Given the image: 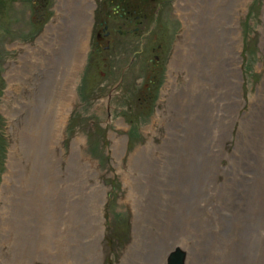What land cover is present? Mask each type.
<instances>
[{
	"label": "rangeland",
	"instance_id": "1",
	"mask_svg": "<svg viewBox=\"0 0 264 264\" xmlns=\"http://www.w3.org/2000/svg\"><path fill=\"white\" fill-rule=\"evenodd\" d=\"M58 2L0 0V225L9 192L25 188L4 183L13 146L23 161L22 124L12 122L3 108L10 109L12 94L21 93H8V71L18 65L26 46L38 44ZM175 2L94 0L88 49L57 159L32 154L26 162L38 191L34 231L40 233L46 223V242L36 236L24 254L25 264H157L158 234L146 236L161 201L174 212L178 242L191 249L189 264H264V140L255 151L237 144L249 97L264 85V0H234L227 11L230 18L237 15L243 98L229 133L221 76L205 69L196 73L202 92L186 103L182 120L167 135L157 111L166 113L163 90H168L169 59L182 28ZM225 63L224 54V90ZM52 72H34L33 80ZM219 115L224 117L222 136L217 135ZM76 139L79 149L72 155ZM243 141L247 145L245 135ZM28 195L29 207L34 196ZM134 211L140 235L130 247ZM6 237L4 231L0 261L11 263L22 253L7 249ZM176 249L171 254L178 252L186 264L187 252Z\"/></svg>",
	"mask_w": 264,
	"mask_h": 264
},
{
	"label": "bare ground",
	"instance_id": "2",
	"mask_svg": "<svg viewBox=\"0 0 264 264\" xmlns=\"http://www.w3.org/2000/svg\"><path fill=\"white\" fill-rule=\"evenodd\" d=\"M233 1L176 0L175 2V13L181 20L182 28L169 59V76L166 84L168 90H163V94L168 96V103L165 106L166 113L157 111V119L159 115L162 116V127L167 129V135L170 134L172 126L182 120L187 109L186 103L202 92L196 73L199 71L205 74V69L207 74L213 73V75L221 76L222 94L225 93L229 101V114L225 119L229 133L236 117L235 113L243 103L237 48V15L234 14L230 18V13L227 12ZM93 5L94 0H59L57 12L39 36L38 44L26 46L18 63L19 66L13 65V68L8 71V93L18 89H21V93L19 96L12 94L10 109L5 106L3 108L5 115L12 122L17 120L22 124L20 141L23 161L13 146L10 152L9 174L4 183L11 188L19 183L25 188L21 186L19 194L15 191L9 192L6 218L0 225V238L4 231L7 232V237L3 242L5 247L9 250L17 248L22 255L14 262L6 263L1 260L0 264H25L24 254L31 250L37 239L36 236L46 242V223L42 225L40 233L34 231L35 219L32 218V213L35 215L38 191L32 185L33 174L26 162L32 160V154L37 157L45 154L53 160L57 157V149L63 138L68 110L72 108L74 102L76 76L82 67L88 49ZM224 54L227 80L225 90ZM51 59H54L56 64L47 62ZM45 71L53 72L41 79L33 80L32 73ZM180 73L187 74L186 78H180L178 76ZM178 84L181 88L175 90ZM259 88L255 97H249L248 112L241 116L240 130L248 142L245 145L243 135L239 132L237 144L241 145L245 151L259 149L264 140V85ZM8 99V96L4 97V101ZM219 118L221 128L217 135L222 136L224 135V117L219 115ZM155 121L156 119L153 123ZM79 143V139L73 141L72 155H76ZM113 143L117 146L119 141L113 139ZM155 147L157 148L156 145ZM26 185L29 187V193ZM28 194L34 196L29 206L32 210L28 207L31 201V196ZM157 210L155 219L154 217L151 219L148 236H146L147 239L150 232L153 235L154 232L158 234L155 248L157 264H166L167 260L169 264H172L175 259H180L176 253L171 254L173 250H177L176 248L187 252L186 264H189L191 249L187 247V244H181L177 240V222L171 220L170 216L174 213L172 208L161 201ZM132 224L130 247L137 243L138 233L140 235V221L136 211L133 212ZM99 236H102L101 230ZM130 254L129 249L125 253L123 262L127 261Z\"/></svg>",
	"mask_w": 264,
	"mask_h": 264
},
{
	"label": "water",
	"instance_id": "3",
	"mask_svg": "<svg viewBox=\"0 0 264 264\" xmlns=\"http://www.w3.org/2000/svg\"><path fill=\"white\" fill-rule=\"evenodd\" d=\"M177 257H179L180 259H175L172 264H181V255L177 253Z\"/></svg>",
	"mask_w": 264,
	"mask_h": 264
}]
</instances>
